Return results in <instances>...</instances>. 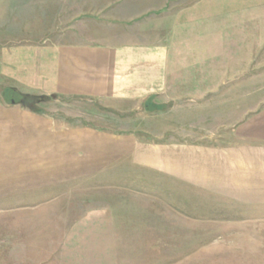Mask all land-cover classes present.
Listing matches in <instances>:
<instances>
[{"label":"crops","instance_id":"crops-1","mask_svg":"<svg viewBox=\"0 0 264 264\" xmlns=\"http://www.w3.org/2000/svg\"><path fill=\"white\" fill-rule=\"evenodd\" d=\"M61 1L71 7L66 39L2 49L0 71L13 83L11 95L162 106L177 93L178 79L191 78L192 63L205 66L201 78L210 72L215 79V86L197 87L195 94L240 93L223 86L224 79L239 78V69L224 72V64L239 63L248 64V94L256 93L264 0ZM80 1L102 6L83 16ZM20 103L0 102V212L7 215L9 254L43 246L38 254L55 264H121L126 230L148 238L190 233L191 215H202L204 198L264 212V103L234 125L225 142L151 139L134 130L53 122L41 113L45 104L37 113ZM113 172L151 174L160 186L127 189L122 201L105 199L77 214L51 193L61 183Z\"/></svg>","mask_w":264,"mask_h":264},{"label":"rangeland","instance_id":"rangeland-1","mask_svg":"<svg viewBox=\"0 0 264 264\" xmlns=\"http://www.w3.org/2000/svg\"><path fill=\"white\" fill-rule=\"evenodd\" d=\"M79 6L86 16L88 11L94 13L102 3L98 1L96 6L95 3L89 6L80 1ZM69 7L70 4L61 0H0V70L1 51L5 47L66 39L72 31L68 21L71 15L67 14ZM258 66L260 64L256 63L255 94H248L247 63L224 64V72H231V67L239 69L235 70L239 78L224 79L223 86H237L240 93L224 89L220 94H195L199 91L197 87L215 86V79L209 76L210 72L203 73L201 78L200 72L205 66L192 63L191 78L178 79L177 93L165 97L166 102L156 110H150L148 103L105 104L72 96L6 95L3 92L13 83L0 71V102L10 103L13 98L15 102H21V107H29L37 113L41 102L46 107L40 112L46 113L53 122L60 119L65 123L80 122L111 131L134 130L151 139L175 135L189 141L225 142L229 141L234 125L264 103V64L261 69ZM190 67L186 64L185 70ZM188 87L193 92L191 95L179 94ZM161 181L168 184L163 178ZM157 182L151 174L120 175L115 172L64 182L51 193L60 195L66 209L77 214L91 205L102 204L105 199L122 201L127 196V189L141 188L152 192L160 186ZM191 216L193 230L188 233L177 229L174 238H166L167 233L162 231L158 238H148L143 236L149 233L126 230L120 237L121 264H264V212L209 197L206 201L204 198L202 215L192 213ZM194 219H198V223ZM7 228L6 212H0V264H55L47 254H38L43 246L38 252L33 248L28 254H9Z\"/></svg>","mask_w":264,"mask_h":264},{"label":"trees","instance_id":"trees-1","mask_svg":"<svg viewBox=\"0 0 264 264\" xmlns=\"http://www.w3.org/2000/svg\"><path fill=\"white\" fill-rule=\"evenodd\" d=\"M4 90H5V88H4ZM9 91L11 92L12 90H10L9 88H6V91H4L3 93H6V95H8L9 94ZM19 96H21V95H19ZM14 101L15 99H13V98H11V101ZM15 102V101H14ZM147 106L150 108V110H156V109H160L162 106L161 105H159V104H152V103H150V102H148V104H147Z\"/></svg>","mask_w":264,"mask_h":264}]
</instances>
